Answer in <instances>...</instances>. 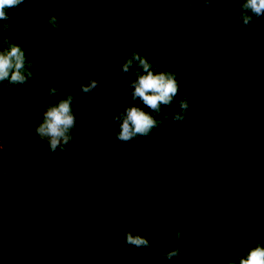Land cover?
<instances>
[{
	"label": "trees",
	"instance_id": "16d2710c",
	"mask_svg": "<svg viewBox=\"0 0 264 264\" xmlns=\"http://www.w3.org/2000/svg\"><path fill=\"white\" fill-rule=\"evenodd\" d=\"M242 2L25 0L11 10L14 28L0 39L22 42L36 70L27 85L0 84V264H229L264 241V16L243 28ZM129 50L175 70L191 107L178 126L121 143L110 117L131 100L123 83L133 73L118 71ZM96 65L107 82L85 96L89 76L103 79ZM51 86L77 97L65 152L31 137L30 122L57 100ZM130 230L152 243L133 260L123 252ZM169 244L183 249L175 262L158 255Z\"/></svg>",
	"mask_w": 264,
	"mask_h": 264
},
{
	"label": "clouds",
	"instance_id": "9594fccd",
	"mask_svg": "<svg viewBox=\"0 0 264 264\" xmlns=\"http://www.w3.org/2000/svg\"><path fill=\"white\" fill-rule=\"evenodd\" d=\"M203 3L206 7H211V0H203ZM23 4L25 0H0V29L3 32L7 33L14 28V17L10 12ZM196 7L197 5L193 3L187 5L189 11ZM239 9L236 20L240 26L249 30L254 20L257 23L261 22V17L264 16V0H243ZM208 15L211 17L213 12H209ZM47 24L53 31H62L65 27L59 15L50 16ZM145 43L150 44V41ZM157 67L146 53L142 55L133 50H129L120 65L118 71L122 75L132 72L133 78L123 83L125 89L132 90L130 91L131 100L110 117L118 129L114 134V139L118 142L130 143L134 140L138 141L141 137H150L156 129L166 126L168 122L178 126L187 118L191 100L188 96H180L183 89L180 86L178 74L175 70L157 71ZM35 70V64L28 58L22 42L12 35L0 39V84H3L5 88L27 85L34 79ZM95 71L100 73L103 79L97 80L94 76H89L87 84L80 85V91L85 96H89L102 83L107 82L108 72L101 70L98 65L95 66ZM59 93L58 86H51L47 96L56 97L57 100L46 106L41 119L30 122L31 137L46 142L50 153L67 151L68 147L76 141L74 133L79 129L80 117L74 104L77 97L67 94L59 98ZM178 97L180 98L177 99ZM137 101L141 102L143 107L138 106ZM28 104L32 112L31 106L39 104V101L30 96ZM165 107H175L179 111L174 114L167 113L164 111ZM99 127L100 122H94L96 132H99ZM24 148L33 152L37 159L43 156V153L31 141L25 142ZM0 174L6 176L7 171L0 169ZM175 238L177 241L182 240V231L177 230ZM126 244L128 247L123 252L128 254V260H133L137 256L132 251L133 248H152L147 232L141 235L128 231ZM166 247L167 251H159L158 255L170 262L177 261L183 253L182 248L172 244ZM224 259L223 255L219 257L221 261ZM229 264H264V241L248 248L243 255H237L235 260L229 261Z\"/></svg>",
	"mask_w": 264,
	"mask_h": 264
},
{
	"label": "rangeland",
	"instance_id": "374dc122",
	"mask_svg": "<svg viewBox=\"0 0 264 264\" xmlns=\"http://www.w3.org/2000/svg\"><path fill=\"white\" fill-rule=\"evenodd\" d=\"M5 144V139H3V145Z\"/></svg>",
	"mask_w": 264,
	"mask_h": 264
}]
</instances>
